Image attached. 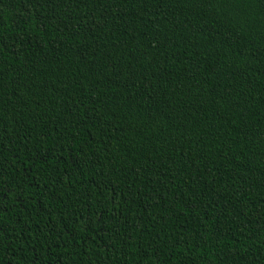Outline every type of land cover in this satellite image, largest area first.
<instances>
[{
    "label": "trees",
    "instance_id": "obj_1",
    "mask_svg": "<svg viewBox=\"0 0 264 264\" xmlns=\"http://www.w3.org/2000/svg\"><path fill=\"white\" fill-rule=\"evenodd\" d=\"M0 264H264V0H0Z\"/></svg>",
    "mask_w": 264,
    "mask_h": 264
}]
</instances>
